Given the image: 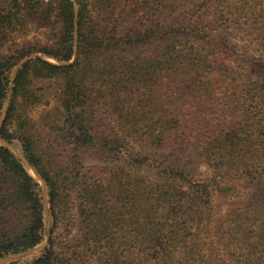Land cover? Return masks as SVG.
<instances>
[{
  "label": "trees",
  "instance_id": "obj_1",
  "mask_svg": "<svg viewBox=\"0 0 264 264\" xmlns=\"http://www.w3.org/2000/svg\"><path fill=\"white\" fill-rule=\"evenodd\" d=\"M31 27L53 44H20ZM242 49L264 67V0H0V261L264 264V68ZM128 144L211 175L143 174ZM215 193L246 201L211 232Z\"/></svg>",
  "mask_w": 264,
  "mask_h": 264
},
{
  "label": "rangeland",
  "instance_id": "obj_2",
  "mask_svg": "<svg viewBox=\"0 0 264 264\" xmlns=\"http://www.w3.org/2000/svg\"><path fill=\"white\" fill-rule=\"evenodd\" d=\"M42 1H48V0H42ZM57 36L56 32H49L43 29H38L35 27H31L28 32L24 34H20L17 37V41L20 44H29V45H35V46H43V45H51L53 44L54 38ZM237 60L241 62V64H244L247 67L253 66L254 68H257L258 70H263V64L256 60L251 55L247 54L244 49L239 52V55H237ZM50 62H54L52 60H49ZM51 100V99H49ZM52 104V101L49 102V105ZM49 105L40 106L37 108H34L30 114L33 120L36 122V125H39L40 119L45 115L46 111L49 108ZM108 123L105 118L100 117L99 118V125H105ZM128 150L131 153H138L141 155H147L150 159V163L147 167L142 168L140 171L143 174L147 175H153L155 172V168L158 164L162 162H166L172 165L181 164L184 166L194 177L199 178L203 176H210L211 171L207 169L203 164L195 161L193 158L188 156L184 151L175 150L173 152H159V151H150L146 149H142L136 145L128 144L127 145ZM11 149V148H10ZM12 150V149H11ZM12 152L17 156L20 157L19 152L17 150H12ZM26 170L32 174V171L28 166H25ZM41 192L43 195V202L45 206V213H46V205H45V190L43 185L41 184ZM246 200L243 199V197L235 198V197H224L220 196L218 194H214L213 196V202H212V217L209 223L208 228H210V231L213 232L216 226L218 225L219 220L224 216V214L232 207L239 205L240 203L245 202ZM71 217L68 218L67 221L62 223V230L59 232L60 239L63 238L70 239L72 235L75 232V212L72 210L70 212ZM48 226V225H47ZM41 247L35 248L33 250L27 251L22 255L16 256L13 259L10 260H16L21 259L22 261L29 262L33 258H36L39 255V252L41 250ZM8 262V260L6 261ZM1 263V264H5Z\"/></svg>",
  "mask_w": 264,
  "mask_h": 264
},
{
  "label": "water",
  "instance_id": "obj_3",
  "mask_svg": "<svg viewBox=\"0 0 264 264\" xmlns=\"http://www.w3.org/2000/svg\"><path fill=\"white\" fill-rule=\"evenodd\" d=\"M4 145L7 146L6 144H4ZM18 158L22 161V163L24 164V166H28V164H27V163H26L21 157H18ZM28 167H29V166H28ZM29 168H30V167H29ZM30 170L32 171L31 168H30ZM32 174L35 175L33 171H32ZM43 203H44V202H43ZM29 251H30V250H29ZM26 252H27V251H26ZM24 253H25V252L20 253V254H17V255H15V256H12V257H9V258H6V259L0 261V264L6 262L7 260L9 261V259H13L14 257L19 256V255H22V254H24Z\"/></svg>",
  "mask_w": 264,
  "mask_h": 264
}]
</instances>
